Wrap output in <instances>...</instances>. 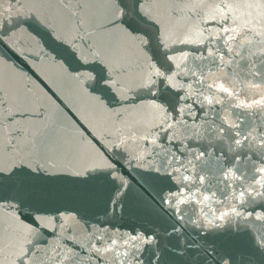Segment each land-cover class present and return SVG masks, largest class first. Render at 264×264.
Instances as JSON below:
<instances>
[{"label": "snow or ice", "instance_id": "6c2138e0", "mask_svg": "<svg viewBox=\"0 0 264 264\" xmlns=\"http://www.w3.org/2000/svg\"><path fill=\"white\" fill-rule=\"evenodd\" d=\"M5 3H8V8L4 7ZM15 5L29 8L31 13L41 17L44 26L57 40L69 45L81 63L99 62L106 69V78L101 84L116 96L124 99L133 89L149 93L152 102L140 106L146 113L144 121L129 127L122 111L112 115L106 138L119 141L120 146L141 137L147 141L154 131L165 126L171 130L173 124L170 120L174 121L176 117L170 114V109L177 115L188 110L180 108L179 104L186 101L191 93L183 85L178 87L175 77L162 70V64L149 55L154 39L161 48H166L174 37L179 39L180 34L202 37L203 33L198 29L205 23H216L222 27L226 43L237 42L241 48L256 41L264 45V0H56L55 6L47 9L44 0H30V5L21 0H0V28L6 17L21 15L20 8H15ZM101 35L109 38L104 44L98 42L97 38ZM129 50L136 53L131 63L126 59ZM257 54L264 58V47L254 53ZM55 67L57 76H48L49 80L85 120L91 123L90 113L81 106V101H87L97 111L107 110L102 98L92 95L87 86L97 79L92 71L73 75L63 65L56 64ZM44 74L48 75L47 72ZM60 81L72 82L75 86L72 96L64 93ZM160 84H167L173 90L175 105L162 98ZM44 89L47 92L50 89L60 100L43 80L37 84L12 69H0V264H70V253L65 254L59 247L48 244L47 229L55 227L56 218L41 210L35 181L42 174L68 171L77 176H87L114 167L81 143H68L56 137L47 122L53 109L58 110L59 105ZM220 90L229 92L222 85ZM180 92L185 95L181 96ZM262 104L264 100H256L253 104H241L240 107L252 108ZM75 123L84 132L88 131L77 120ZM41 125H44L43 130ZM235 135L242 134L237 131ZM250 140L258 141L264 149V131H258L256 135L250 131L243 134L242 139H236L235 143L239 146ZM258 158L262 166L251 169L252 182L246 187L245 182L249 179L244 171L247 154L232 158L233 164L225 172L224 180L226 183L229 180L237 182V186L244 187V191L234 198L237 203L227 210H218V215L213 214L208 219L210 227L235 221L239 232L240 220L247 222L255 219L264 223V212L253 217L252 213L245 214L240 210L246 195L264 197V151ZM123 187L120 184L113 192L117 203L126 195ZM175 199L168 197L166 202L175 203ZM161 200L165 201L163 195ZM68 230H71L70 227ZM244 231L251 233V228L246 225ZM252 239L256 240L257 247L264 249V236L257 239L253 235ZM238 243L243 244V240ZM95 252L98 258H106L112 264H125L128 255L126 251H120L115 240L108 247L96 248ZM215 252L212 249L209 255H215ZM220 264H232L231 256H221Z\"/></svg>", "mask_w": 264, "mask_h": 264}]
</instances>
